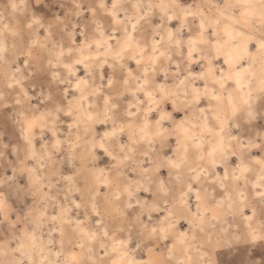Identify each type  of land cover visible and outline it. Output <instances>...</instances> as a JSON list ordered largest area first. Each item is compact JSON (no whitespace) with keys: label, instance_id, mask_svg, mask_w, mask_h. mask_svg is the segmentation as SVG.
<instances>
[{"label":"rangeland","instance_id":"rangeland-1","mask_svg":"<svg viewBox=\"0 0 264 264\" xmlns=\"http://www.w3.org/2000/svg\"><path fill=\"white\" fill-rule=\"evenodd\" d=\"M264 0H0V264H264Z\"/></svg>","mask_w":264,"mask_h":264},{"label":"snow or ice","instance_id":"snow-or-ice-1","mask_svg":"<svg viewBox=\"0 0 264 264\" xmlns=\"http://www.w3.org/2000/svg\"><path fill=\"white\" fill-rule=\"evenodd\" d=\"M262 195H264V194H262Z\"/></svg>","mask_w":264,"mask_h":264}]
</instances>
